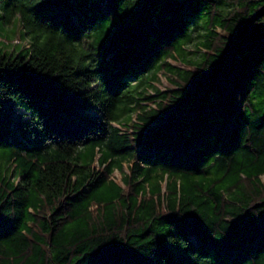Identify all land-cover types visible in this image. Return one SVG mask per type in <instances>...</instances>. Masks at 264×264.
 I'll return each instance as SVG.
<instances>
[{"label":"trees","instance_id":"16d2710c","mask_svg":"<svg viewBox=\"0 0 264 264\" xmlns=\"http://www.w3.org/2000/svg\"><path fill=\"white\" fill-rule=\"evenodd\" d=\"M263 176L264 0H0V264H264Z\"/></svg>","mask_w":264,"mask_h":264},{"label":"rangeland","instance_id":"374dc122","mask_svg":"<svg viewBox=\"0 0 264 264\" xmlns=\"http://www.w3.org/2000/svg\"><path fill=\"white\" fill-rule=\"evenodd\" d=\"M4 29H5V34L4 35V38H9L10 41H15V40H19V42H25V36H21V33H20V28H18V22L16 20H12L9 24L5 25L4 26ZM187 46L189 48H194L195 45H194V42H190L187 44ZM159 76H160V83L161 85H163V82H165V75L160 72L159 73ZM116 174L119 176V172L117 170H115ZM263 179H264V176H263Z\"/></svg>","mask_w":264,"mask_h":264}]
</instances>
